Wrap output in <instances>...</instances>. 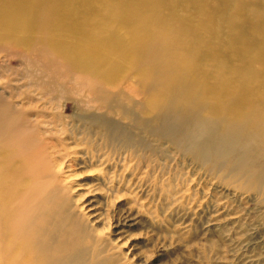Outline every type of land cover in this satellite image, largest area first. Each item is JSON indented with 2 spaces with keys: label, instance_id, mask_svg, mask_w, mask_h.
<instances>
[{
  "label": "bare ground",
  "instance_id": "bare-ground-1",
  "mask_svg": "<svg viewBox=\"0 0 264 264\" xmlns=\"http://www.w3.org/2000/svg\"><path fill=\"white\" fill-rule=\"evenodd\" d=\"M184 240L264 264V0H0V264Z\"/></svg>",
  "mask_w": 264,
  "mask_h": 264
},
{
  "label": "rangeland",
  "instance_id": "rangeland-1",
  "mask_svg": "<svg viewBox=\"0 0 264 264\" xmlns=\"http://www.w3.org/2000/svg\"><path fill=\"white\" fill-rule=\"evenodd\" d=\"M112 222H114V219H112ZM113 225L114 224H112L111 228H113ZM200 231L201 228H198L196 233H199ZM185 240L164 251L166 252L164 255L159 254L161 252L159 251L160 248H151L154 253L151 257L150 264H193L196 262L197 258L194 254L195 249L190 246H185Z\"/></svg>",
  "mask_w": 264,
  "mask_h": 264
}]
</instances>
